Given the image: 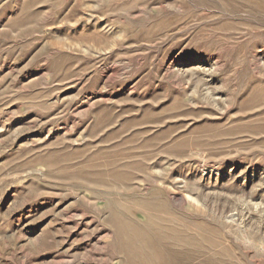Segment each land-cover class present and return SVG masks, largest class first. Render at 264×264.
<instances>
[{"label": "rangeland", "instance_id": "374dc122", "mask_svg": "<svg viewBox=\"0 0 264 264\" xmlns=\"http://www.w3.org/2000/svg\"><path fill=\"white\" fill-rule=\"evenodd\" d=\"M0 264H264V0H0Z\"/></svg>", "mask_w": 264, "mask_h": 264}, {"label": "bare ground", "instance_id": "6f19581e", "mask_svg": "<svg viewBox=\"0 0 264 264\" xmlns=\"http://www.w3.org/2000/svg\"><path fill=\"white\" fill-rule=\"evenodd\" d=\"M182 194V193H181ZM186 196H188V195H186ZM191 197V196H190ZM175 198V197H174ZM193 199V198H192ZM195 200V199H194ZM174 202H175V200H174ZM179 247V246H178ZM159 255V254H158ZM171 256V261L172 262H174V263H180L181 261H182V257H181V255L180 254H176V256L175 257H173L172 255H170ZM133 259V258H132ZM144 260V259H143ZM162 261V260H161Z\"/></svg>", "mask_w": 264, "mask_h": 264}]
</instances>
